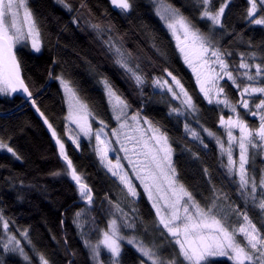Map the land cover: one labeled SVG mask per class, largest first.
<instances>
[{
  "label": "snow or ice",
  "instance_id": "6c2138e0",
  "mask_svg": "<svg viewBox=\"0 0 264 264\" xmlns=\"http://www.w3.org/2000/svg\"><path fill=\"white\" fill-rule=\"evenodd\" d=\"M56 2L73 11L68 0ZM109 2L121 16H131L138 8L137 0ZM152 2L156 17L195 76L200 100L217 113L214 127L207 126L204 109L173 70L135 54L115 25L95 21L84 2L80 4V9L88 13L84 22L98 41L102 57L122 74L120 78L131 89L132 99L99 66L84 61L92 86L102 94L108 116L116 125L112 127L101 118L104 105L87 94L75 75V61L53 59L47 72L49 80L58 81L67 108L65 137L74 151L80 150L84 138L104 176L115 183L118 192L109 189L97 194L36 104L31 78L25 79L18 53L30 49L39 54L62 45L58 36L54 45L51 39L44 40L46 21L33 10L31 0H0V94H23L50 130L62 161V170L51 174L67 177L83 204L73 213L71 222L91 264H125V244L138 254L139 264H220L216 258H226L230 264H264V168L259 178L255 172L256 157L264 158V41L253 44L250 39L245 41L242 32L234 28L229 31L226 9L231 12L233 0H220L218 7L215 0H191L186 9L198 13L196 19L204 28L186 15L185 9L167 0ZM246 3V25L264 27V0ZM72 23L80 27L78 18L74 17ZM141 28L158 59L170 63L168 51L158 43L156 34L146 24ZM223 35H234L248 50L223 47ZM56 67L60 71L54 75ZM157 71L162 74L156 75ZM227 87L238 94V99L232 98ZM149 88L150 95L145 91ZM157 94L159 99H154ZM154 105L166 107L167 120L173 127L182 128L188 142L174 138L161 120L145 114ZM251 118L256 124H250ZM10 140L11 136L7 140L0 136V150L22 160L7 142ZM183 157L197 166L193 175L200 179L192 185L178 167ZM209 160H214V167ZM145 197L150 203L151 220H145L137 207ZM97 209L99 217L94 215ZM250 210L258 213L257 222L249 215ZM100 217L104 218V227L100 226ZM146 236L151 240L146 242ZM52 239L59 247L60 240L55 236ZM62 239L64 256L76 257L66 230ZM0 252L19 256L24 264H33V257L37 264H60L55 254L49 258L39 251L30 230L17 227L3 209ZM0 264H4L3 256ZM68 264H74L73 260Z\"/></svg>",
  "mask_w": 264,
  "mask_h": 264
},
{
  "label": "trees",
  "instance_id": "16d2710c",
  "mask_svg": "<svg viewBox=\"0 0 264 264\" xmlns=\"http://www.w3.org/2000/svg\"><path fill=\"white\" fill-rule=\"evenodd\" d=\"M68 2L73 6L72 12L63 8L56 0H31L33 10H38V14L46 21L44 40L51 39L54 45L58 36L62 47H53L51 50L46 48L39 54L26 49L24 53H18V56L22 59L25 79L31 78L30 88L33 91L37 106L48 117L49 122L53 124L61 139L64 140L69 154L78 165L87 182L93 186L98 195H102L103 191L109 189H112V193H115L119 189L113 181L104 176L84 138H81L80 150L74 151V146L65 137L64 117L67 108L62 103V90L58 81L49 80L47 76L53 59L61 58L75 61V75L80 79L83 87L87 89V94L100 105H104L101 118L105 119L112 127H115V123L108 116L102 94L92 86L88 64L84 61H91L93 65L99 66L100 70L107 73L119 89L130 100L132 99L131 89L120 78L122 74L111 65L107 57H102L98 41L84 22L88 13L85 9H80L82 2L86 3L87 7L91 9L95 21L102 24L111 22L115 25L124 37L126 46L135 54L144 59L151 58L157 65H163L169 70H173L174 74L181 78L185 87L193 94L194 99L197 100L201 108L204 109L207 116V126H215L217 113L209 108L206 102L200 100L194 74L183 62L175 47V42L156 17L154 6L150 0H137V11L131 16H121L114 11L109 0H68ZM167 2L185 9V14L191 15L198 26L205 27L196 19L198 13L194 9H186V6L191 4V0H167ZM219 3L220 0H215L216 7L219 6ZM247 7L246 0H233V4L230 5L231 12L226 9L229 31L231 32L234 28L236 32L243 33L245 41L250 39L253 44H258L264 41V27H249L246 25L243 13ZM74 17L79 19V28L72 23ZM145 24L149 26L151 32L156 34L158 43L167 49L170 63L163 64V61L156 56L150 46L151 41L141 28V25ZM221 44L230 50H248L246 46L237 43L234 35H223ZM59 71L60 68L56 67L53 74L55 75ZM155 74L161 75L162 73L157 71ZM37 89H39V92H37ZM226 90L229 91L234 100L238 99V94L232 91L230 87H227ZM145 91L149 95L151 94L150 88ZM154 99H159L158 94ZM165 113L166 107L164 105L150 106L145 112L146 115L161 120L171 129L170 135L174 138H183L185 142H188V139L183 137L182 128L173 127L172 123L167 120ZM0 136H4L6 140L8 136H11V140L7 142L22 157V160L18 161L10 153L0 150V209L4 210L6 216L13 220L17 227L30 230L31 238L37 249L47 257L52 258L55 254V258L60 261V264H68V260H73L74 264H91L87 251L71 222L73 213L83 207V204L79 203L78 194L67 177L51 174L62 170V161L58 156L55 140L51 136L47 125L43 122V118L20 93H13L11 96L0 94ZM210 147H212L211 144ZM179 151L180 148H177V153ZM214 164V160H209L210 166L214 167ZM178 167L190 185L200 179L198 175H193V170L197 166L194 163H188L187 157L180 159ZM261 168H264V158L257 156L255 162L257 178H259ZM217 172H219V169H217ZM232 191L234 193L235 189H232ZM19 197H22V199ZM112 198L115 199V195H112ZM233 199H236L235 195H233ZM237 202L239 203V201ZM137 207L145 220L152 219L149 214L151 211L150 203L147 202L146 197L141 199ZM94 215L100 216L99 209ZM249 215L254 222L259 219V215L255 211L250 210ZM62 219L63 225H61ZM99 223L101 227L105 226L103 217H100ZM257 226H260L259 223ZM64 230L67 231L68 244L71 250L77 252L76 257H65L63 254L64 241L62 237L64 236ZM13 231H15V228H13ZM53 236L60 240L59 247L52 239ZM145 240L148 242L151 237L146 236ZM125 253V264H139L140 257L127 244H125ZM0 256H3L4 264H24L19 256L4 255L2 252H0ZM216 259L220 264H230L226 258ZM33 264H37L35 257H33Z\"/></svg>",
  "mask_w": 264,
  "mask_h": 264
},
{
  "label": "rangeland",
  "instance_id": "374dc122",
  "mask_svg": "<svg viewBox=\"0 0 264 264\" xmlns=\"http://www.w3.org/2000/svg\"><path fill=\"white\" fill-rule=\"evenodd\" d=\"M150 2L153 4V2H152V0H150ZM169 3V2H168ZM154 6V5H153ZM238 62V61H237ZM195 77V76H194ZM227 91V90H226ZM2 95V94H1ZM67 114V113H66ZM225 115H227V112H225ZM249 122H250V124H256V120H255V118H251L250 120H249ZM116 126V125H115ZM1 151H3V150H1ZM4 152H6V151H4ZM115 157L113 156V159H114ZM260 174V173H259Z\"/></svg>",
  "mask_w": 264,
  "mask_h": 264
},
{
  "label": "water",
  "instance_id": "95a60500",
  "mask_svg": "<svg viewBox=\"0 0 264 264\" xmlns=\"http://www.w3.org/2000/svg\"><path fill=\"white\" fill-rule=\"evenodd\" d=\"M21 94V93H20ZM22 95V97L24 98V96H23V94H21ZM25 99V98H24ZM26 100V99H25ZM28 101V100H27ZM29 103H30V101H28ZM31 104V103H30Z\"/></svg>",
  "mask_w": 264,
  "mask_h": 264
}]
</instances>
